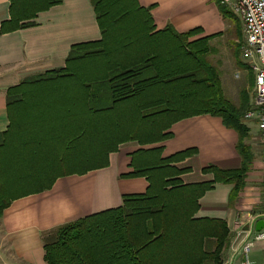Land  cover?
<instances>
[{
	"label": "trees",
	"instance_id": "16d2710c",
	"mask_svg": "<svg viewBox=\"0 0 264 264\" xmlns=\"http://www.w3.org/2000/svg\"><path fill=\"white\" fill-rule=\"evenodd\" d=\"M91 1L102 38L72 45L65 67L28 76L8 88L10 135L0 133V147L7 144L8 138L14 144L38 146L23 130L62 126L76 131L80 163L84 158V162L93 160L96 166L17 169L19 180H24L19 188L41 191L50 188L59 176L83 174L107 165L109 153L116 151L120 143L138 140L147 147L135 152L134 170L126 176H145L149 186L144 193L124 195L120 206L45 232L46 261L223 264L230 229L223 219L196 217L198 199L218 181L234 182L237 191L254 156L245 142L249 136V128L242 121L246 102L237 105L226 98L219 70L209 58L213 52L210 39L215 35L194 39L201 34V28L179 32L171 24L155 30L150 9L140 6L138 0ZM31 2L26 9L30 14L14 8L15 16L29 18L19 27L33 24L30 18L39 10L62 0ZM217 3L225 18H235L221 0ZM238 50L235 49L236 56ZM199 113L220 116L225 125L238 132L237 149L243 166L225 170L210 165L204 172L213 173L212 181L184 184L180 179L183 169L174 163L194 150L163 157L164 146L152 144L169 138L172 134L165 131L174 122ZM3 172L0 168V213L10 204L11 196L25 192H17L15 183L10 193L1 178ZM24 174H30L31 180Z\"/></svg>",
	"mask_w": 264,
	"mask_h": 264
},
{
	"label": "crops",
	"instance_id": "0c3cea01",
	"mask_svg": "<svg viewBox=\"0 0 264 264\" xmlns=\"http://www.w3.org/2000/svg\"><path fill=\"white\" fill-rule=\"evenodd\" d=\"M32 4L29 0H0V133L7 132V136L10 135L11 110L8 107V88L20 84L28 76L65 67L72 45L102 38L91 0H62L59 4L39 10L30 18L33 24L19 27L29 22V18L20 14L15 16L14 8L30 14L26 9ZM138 4L150 9L155 30H162L168 24L179 32L201 28V34L194 39L215 35L210 39V44L224 34L228 20L217 0H138ZM216 66L223 92L229 99L222 80L223 67ZM252 78L248 87L235 91L236 100H229L237 105L246 102L247 109L242 121L249 128L245 142L251 146L253 161L237 191L234 182H215L214 187L199 197V208L195 214L198 218L223 219L228 224L230 242L224 250L223 264L241 263L246 256L242 250L244 235L258 231L257 222L263 219V147L257 118L245 117L253 104L254 75ZM126 116L124 114L125 121ZM23 132L29 141L38 142V146L14 144L8 138L7 144L0 147V168L4 170L1 178L10 193L12 184L17 183L15 185L19 188V183L24 182L23 179L19 180L21 174L17 169L20 168L96 166L93 160L86 159L84 162V158L83 163H80L78 145L74 139L76 131L72 127H49ZM165 132L172 135L163 142L152 144L164 146L163 157L187 149L194 150L192 155L174 163L183 169L180 179L184 184L212 181L213 173L204 172V168L210 165L225 170L243 166V158L237 149L238 132L225 125L220 116L210 113L186 116L174 122ZM143 147L147 145L143 146L138 140H127L120 143L116 151L109 153L105 166L83 174L59 176L50 188L41 191L30 187L16 188L17 192H25L17 197L11 196L10 204L0 213V264H49L45 259V232L84 216L120 206L126 194L146 192L149 181L145 176H126L134 170L132 162L135 152ZM27 175L24 174L25 179L30 178V174ZM241 231L245 234L239 235ZM247 258L255 263L264 261V240L253 243Z\"/></svg>",
	"mask_w": 264,
	"mask_h": 264
},
{
	"label": "built area",
	"instance_id": "2783aa9c",
	"mask_svg": "<svg viewBox=\"0 0 264 264\" xmlns=\"http://www.w3.org/2000/svg\"><path fill=\"white\" fill-rule=\"evenodd\" d=\"M221 2L238 14L243 22L244 43L241 57L254 75L253 104L245 113V117L257 118L264 157V0H221ZM261 216L264 219V201ZM240 234L245 233L241 231ZM256 240H264V227L244 235L242 250L246 256L240 264H264V261L255 263L247 258V253Z\"/></svg>",
	"mask_w": 264,
	"mask_h": 264
},
{
	"label": "rangeland",
	"instance_id": "374dc122",
	"mask_svg": "<svg viewBox=\"0 0 264 264\" xmlns=\"http://www.w3.org/2000/svg\"><path fill=\"white\" fill-rule=\"evenodd\" d=\"M226 21L224 34L211 41L212 45H210L213 47V52L210 54L209 58L214 65L223 67L224 75L222 80L227 97L236 100L237 92L234 94L235 91H241L242 88L248 87L252 80L248 74L251 73L253 75V73L250 72V68L243 63L241 57V48L244 43L242 19L238 14H235L234 19ZM237 48H239V54L236 56L235 49L237 50ZM237 86L239 87L236 89Z\"/></svg>",
	"mask_w": 264,
	"mask_h": 264
},
{
	"label": "water",
	"instance_id": "95a60500",
	"mask_svg": "<svg viewBox=\"0 0 264 264\" xmlns=\"http://www.w3.org/2000/svg\"><path fill=\"white\" fill-rule=\"evenodd\" d=\"M264 227V219L257 222L256 229L261 230Z\"/></svg>",
	"mask_w": 264,
	"mask_h": 264
}]
</instances>
